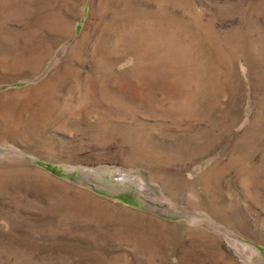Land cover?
Here are the masks:
<instances>
[{"label": "rangeland", "instance_id": "rangeland-1", "mask_svg": "<svg viewBox=\"0 0 264 264\" xmlns=\"http://www.w3.org/2000/svg\"><path fill=\"white\" fill-rule=\"evenodd\" d=\"M0 264H264V0H0Z\"/></svg>", "mask_w": 264, "mask_h": 264}]
</instances>
